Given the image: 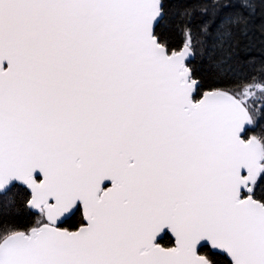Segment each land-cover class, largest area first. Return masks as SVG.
<instances>
[{"label":"snow or ice","instance_id":"1","mask_svg":"<svg viewBox=\"0 0 264 264\" xmlns=\"http://www.w3.org/2000/svg\"><path fill=\"white\" fill-rule=\"evenodd\" d=\"M0 264H264V0H0Z\"/></svg>","mask_w":264,"mask_h":264}]
</instances>
